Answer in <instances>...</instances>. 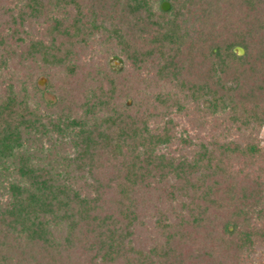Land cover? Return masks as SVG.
Segmentation results:
<instances>
[{
	"label": "trees",
	"instance_id": "obj_1",
	"mask_svg": "<svg viewBox=\"0 0 264 264\" xmlns=\"http://www.w3.org/2000/svg\"><path fill=\"white\" fill-rule=\"evenodd\" d=\"M95 43L78 109L17 83L28 58L77 78ZM0 84V264H264V0H0ZM48 128L64 177L23 146Z\"/></svg>",
	"mask_w": 264,
	"mask_h": 264
},
{
	"label": "rangeland",
	"instance_id": "obj_2",
	"mask_svg": "<svg viewBox=\"0 0 264 264\" xmlns=\"http://www.w3.org/2000/svg\"><path fill=\"white\" fill-rule=\"evenodd\" d=\"M89 8V6L87 5V9ZM95 14V16L97 17V19H101V13L98 11L96 13H93V15ZM92 14L90 12L85 13V16L88 18L87 20L89 21V19H91ZM92 15V16H93ZM84 20V23L86 25L88 24V21ZM94 36L97 38V36L94 34ZM94 37V39H95ZM93 38V37H92ZM91 38V43H92V39ZM95 42V41H94ZM93 42V43H94ZM96 43L94 45H91L89 47H87L86 51H82L81 49L79 51H77V55L78 57H80L81 62H83L85 65L82 67V69H85V73L81 74L80 76H78L77 78L74 79H69L71 81H68V79L65 77L63 70L61 68L56 69V68H44L41 65H39L40 63L38 61H34L32 59H27L26 61L20 62L19 65L18 63L16 65H11V67L13 69H17V83L21 82V80L23 79H31L33 73L35 74V82L37 84V86L41 89V97L45 102H50V103H54L59 99H62V97H67L68 98V102L69 104H71L73 106V109H78L81 105V103L84 101V99L86 98V94L88 93L86 90L88 89L87 87L84 88V86L81 83V80H83V78L87 75V73L92 72V78L96 76L97 71L94 70V64L95 63L93 61V59H96V55H95V51H96V47H95ZM237 47H234V51L238 54V55H242L243 54V49L242 52L239 53L236 51ZM101 57H107V61L109 62L110 65H112V67L114 69H121L123 64L121 62H119L117 60V58H115L116 56L114 54H112L111 52L106 54L105 56H101ZM99 63V62H98ZM15 66V67H14ZM93 70V71H92ZM30 72L32 73L30 75ZM45 73H49L52 78H53V87L54 90L50 89L47 87L48 84V78L45 75ZM146 79L144 80H139V77H134L130 80H125L124 85H125V90L129 89L131 92H133L134 97L138 96L137 94L142 93L143 95H145V93L148 92V87L153 85V82L151 80L150 75L145 77ZM7 79V78H6ZM79 82V84H78ZM16 83V84H17ZM1 84H0V88H1ZM17 86V85H16ZM83 86V87H82ZM154 86V85H153ZM90 88V87H89ZM80 91V92H78ZM141 91V92H140ZM86 92V94L84 95V93ZM31 102L32 104L37 105V108L39 109V112L43 115L47 117V114H49V110H45L44 109V105L40 102L37 101V99H33L31 97ZM127 104H131V98H127L126 100ZM62 103H60V105H57V107L59 108V111L64 109V105H62ZM57 113V108L55 109ZM54 113V114H55ZM53 114V115H54ZM52 115V116H53ZM178 118L180 119V122L182 123L183 118H181V116H178ZM187 124H184V126ZM210 131V128L208 130V132ZM60 132L56 129V130H52L51 128H48L47 131H44L42 134H35V136H30L28 138H26V140H24V149H28L29 153H32V159H34L35 161H40L41 163L46 164L47 166H49L52 170H54L56 173H61L60 176L64 177L65 174L67 173H72L73 169L69 168L66 163L64 164L62 157L63 156H68L69 152H70V146H69V141H68V137H63L59 134ZM231 135H235L237 136L239 134V132H237L236 130H231ZM36 136L38 137L36 139ZM34 137V138H33ZM257 139L259 140L261 146L264 148V122L262 123V125L259 127L258 131H257ZM79 176V175H77ZM6 179H10V177H7ZM80 180H82L81 182H83V180H87L88 176H84V179L79 178ZM90 181V179H88ZM6 183V182H5ZM0 199H4L6 197V194L4 193L3 190H0ZM179 206H177L178 209ZM153 235V231H150L149 228L146 229L145 231H143L142 233H140L139 235V242L140 243H148L150 240V237H152Z\"/></svg>",
	"mask_w": 264,
	"mask_h": 264
},
{
	"label": "water",
	"instance_id": "obj_3",
	"mask_svg": "<svg viewBox=\"0 0 264 264\" xmlns=\"http://www.w3.org/2000/svg\"><path fill=\"white\" fill-rule=\"evenodd\" d=\"M168 6H169V5H168L167 2H162V3H161V8H162L163 10L168 9ZM236 51L239 52V53H241V52H242V49L239 48V47H237Z\"/></svg>",
	"mask_w": 264,
	"mask_h": 264
}]
</instances>
